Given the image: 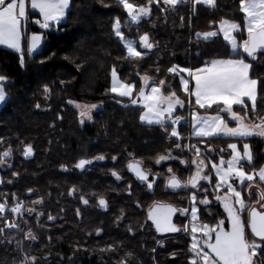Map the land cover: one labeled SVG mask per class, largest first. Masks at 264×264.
Listing matches in <instances>:
<instances>
[{
  "label": "trees",
  "instance_id": "obj_1",
  "mask_svg": "<svg viewBox=\"0 0 264 264\" xmlns=\"http://www.w3.org/2000/svg\"><path fill=\"white\" fill-rule=\"evenodd\" d=\"M129 2L146 6L148 0ZM117 18L125 38L146 53L143 59H126L127 50L113 31ZM241 18L239 0H215L214 6L197 4L195 10L187 0L174 10L161 0L159 5H151L150 16L134 26L126 24L128 14L119 0H71L64 23L47 30L30 25L31 32L43 34V46L31 56L24 52L25 68L19 64L20 54L0 47V75L7 77L10 94V101L0 110V156L11 150V156L5 158L9 167L0 172V203L9 209L0 215V228L4 229L0 264H22L25 256L36 257L35 264H190V239L183 234L159 236L147 218L155 200H172L181 206L188 198L184 189L167 190L160 175L172 168L176 176L186 179L189 141L204 143L205 148L216 146L223 158L230 157L228 144L236 143L241 150L249 144L253 160L242 165L249 173L258 172L264 167V140L190 138L187 124L178 127L177 138L170 136L171 124H142L141 109L111 92V71L115 67L123 80L137 87L144 75L157 82L165 80L171 85L167 89L183 99L180 80L168 69L178 65L195 70L213 59H240L230 56V46L221 35L204 41L196 33L216 31L220 21ZM145 34L154 45L150 50L139 45ZM246 38L244 33L240 42ZM243 58L259 84L256 111L247 103L248 122L257 123L258 117H264V53L254 60L246 54ZM75 103L100 108L82 124ZM233 109L240 115L245 112L242 107ZM201 111L219 112L216 106ZM219 114L230 127L236 126L227 114ZM29 146L32 156L28 158L24 153ZM172 154L175 159L156 163L160 156ZM100 156L104 159H97ZM210 156L216 162L220 158L216 153ZM81 159L91 163L77 168ZM131 161L140 162L159 177L152 189L128 170ZM244 198L247 200L245 192ZM100 199L106 201V207L100 206ZM39 200L42 206H33ZM18 203L23 207L19 216L11 212ZM29 209L35 212L31 214ZM219 209L211 207L212 211ZM200 216L213 222L207 221L203 209ZM6 221L19 227L7 228ZM29 232L35 239L28 238ZM257 257L264 264V252Z\"/></svg>",
  "mask_w": 264,
  "mask_h": 264
},
{
  "label": "snow or ice",
  "instance_id": "obj_2",
  "mask_svg": "<svg viewBox=\"0 0 264 264\" xmlns=\"http://www.w3.org/2000/svg\"><path fill=\"white\" fill-rule=\"evenodd\" d=\"M185 2L186 0H162L163 5H167L173 10L178 4ZM195 2L209 6L215 5V0H195ZM119 3L127 11L129 19L138 24L142 17L151 15V5L153 3L159 5L161 0H148L146 6L133 5L129 0H119ZM30 8L38 12L40 17V19L33 20V23L38 24L41 29H49L53 24L59 25L66 20L71 8V0H31ZM239 9L243 13L244 30L247 34V38L243 39L242 42H238L235 35L241 32V24L227 19L220 21L218 30L196 33V37L198 40L208 41L222 34L224 41L230 46V56H241L240 59H213L210 62H205L203 67L195 70L180 68L178 65H173L168 69L169 73L180 76V84L183 92L188 97L189 105H191L194 97L197 109H211L216 106L219 110L217 115H200L198 111L190 112L192 134L196 137H234L241 139L253 136L264 137V117L257 118L259 123L255 121L248 122V105L245 98L252 102L251 108L255 112L257 81L249 78L250 65L243 58V54H247L248 58L254 60L257 54L264 50V0H239ZM161 10L166 11L167 9L162 8ZM30 18L31 15L27 10L26 0H0V45L20 53L19 64L21 68L26 67L21 41ZM113 31L127 50L126 59L144 58L146 53L137 50L136 42L125 38L119 18L113 24ZM41 40L42 36L39 34L33 33L29 37L27 48L29 56L40 48ZM139 45L146 50L154 47L149 42L147 34L139 38ZM183 73H187V78L182 75ZM111 78V92L120 97H128L132 104H142L144 112L140 116L141 121H146L148 124H158L161 127L165 126L166 121H170L173 126L170 136L179 138L180 134L175 125L180 124L183 118L174 116V113L177 107H184L185 101L174 90H169L165 94V88L170 89L171 85L166 84L165 80L157 82L152 77L144 75L140 77L143 86L135 94L136 98H133L136 86L121 81L115 67L111 71ZM6 82L7 77L0 75V105H5L10 101V94L6 90ZM44 92H49L47 86H45ZM69 103L73 102L69 101ZM234 105L244 108V114L240 115L234 111ZM76 107L80 110L81 122L83 123L85 117L91 119V110L95 109L97 105L77 104ZM219 113L227 114L236 126L230 127L229 122H226ZM165 130L167 131V129ZM176 146L180 147L179 144ZM188 147L194 150L198 156L201 155L200 149L195 145H189ZM227 147L231 150L230 159L225 161L221 157L219 164H211V169L215 172L217 180L215 188L218 190L226 187L227 189L223 197L217 195L216 199L223 202L229 227L225 228L224 219L219 220L214 226L193 223L190 232L192 236L190 264H260L259 260L256 259L257 252L258 250L264 252V203H261V201H264V191L260 192L259 199L256 201L259 208L246 202L242 196V190L246 182H248V187L251 189V182L257 176L260 181H264V167L253 173H249L244 169L242 162L246 161L250 164L253 160L249 144L243 145L242 153L238 150L236 143H230ZM221 152H223V149H221ZM30 153L31 147L29 146L24 154L27 156ZM10 156L11 150L9 149L0 156V164L4 163L5 157ZM169 158H171L170 155L160 156L156 163L159 164L162 160ZM97 159L103 160L104 157L100 156ZM90 163L89 160L81 159L76 167L82 169ZM192 163L196 165V171L189 177L187 183H181L175 175H172L168 181L170 188L190 187L198 190L200 181L210 180V177L204 174V160L197 161L194 159ZM128 167L140 181H148L149 174L138 163H130ZM171 171L172 169H169V172ZM112 174L120 179L116 172ZM237 184L240 190H238ZM147 186L149 189L153 187L152 183H148ZM195 201L196 194L193 193L190 209L193 221L198 219V209ZM84 203L87 204V201L85 200ZM199 203L207 205L209 201L205 198L200 200ZM99 204L102 207L107 206L106 201L103 199H100ZM6 210V204L0 203V214ZM31 211H34V209H29V212ZM177 211L181 215H186L189 210L177 209L162 202H154L148 212V219L155 225L157 232H178L181 229L172 222V217ZM11 212L18 216L22 215V205L18 203L11 208ZM245 212H247L246 220L242 218ZM49 219L53 218L49 216ZM5 227L18 228L19 225L14 221H6ZM246 228L250 229L253 239H249ZM184 230L188 231V227L185 226ZM3 231L4 229L0 228V233ZM198 232L200 233L199 236H197ZM27 235L28 238L35 239L31 232ZM255 238H259V242ZM36 259V257L25 256L22 264H35Z\"/></svg>",
  "mask_w": 264,
  "mask_h": 264
},
{
  "label": "rangeland",
  "instance_id": "obj_3",
  "mask_svg": "<svg viewBox=\"0 0 264 264\" xmlns=\"http://www.w3.org/2000/svg\"><path fill=\"white\" fill-rule=\"evenodd\" d=\"M187 1H189L190 2V4H191V6L193 7V9L195 10V7L197 6V3L195 2V0H187ZM167 6V5H166ZM26 7H27V10L28 11H30L29 10V3L27 2V0H26ZM168 8H170L169 6H167ZM127 12V11H126ZM128 14V13H127ZM147 17V16H146ZM144 17H142L141 18V20L143 19ZM140 20V21H141ZM227 20H229V19H227ZM139 21V22H140ZM229 21H234V22H238V23H240L241 24V32L240 33H236L235 35H236V37H237V41L238 42H240V38L243 36V34L244 33H246V30H244V20H243V13H242V18L241 19H239V20H229ZM126 24H132V25H134V26H136V25H138L137 23H134V22H132L130 19H129V17H128V19H127V21H126ZM30 25H33V26H37V25H35V23L34 24H32L30 21H28V23H27V27H26V31H25V33H24V36H23V38H22V41H21V45H22V48H23V50H24V52H27V48H28V43H29V37L33 34V33H35V34H39V35H41L42 36V40H41V45H40V48L39 49H37V51L35 52V53H33L32 55H34V54H37V53H39L40 51H41V49H42V46H43V34L42 33H40V32H31L29 29V27H30ZM121 29H122V27H121ZM218 29H219V26H218ZM43 30H47V29H43ZM30 31V32H29ZM221 35V38H222V40L224 41V39H223V35L222 34H220ZM247 35V34H246ZM129 40V39H128ZM133 41V40H132ZM224 42H226V41H224ZM227 43V42H226ZM0 47H2V48H5V49H8L6 46H4V45H0ZM137 47V46H136ZM8 50H11V51H14V50H12V49H8ZM137 50L139 51V49L137 48ZM15 52V51H14ZM17 53V52H16ZM18 54H20V53H18ZM180 68H184V67H180ZM117 71V70H116ZM117 74H118V77H119V79L121 80V81H123V82H126V83H129V82H127V81H125V80H123L121 77H120V75H119V73H118V71H117ZM185 78H187V73H183L182 74ZM178 78H179V80H180V76H178ZM112 79V78H111ZM130 84H133V83H130ZM135 85V84H134ZM136 86V85H135ZM143 86V82L141 81V86L140 87H142ZM140 87H137L136 86V88H135V90H134V96H133V98H136L135 97V94L139 91V88ZM111 90V89H110ZM165 94H167V92L169 91V89H167V88H165ZM181 92H182V98L184 99V98H186V99H184V101H185V105H184V107L183 108H179V107H177V110L175 111V113H174V116H180V117H182L183 119H182V121H181V123L180 124H178V125H175V127H176V129H177V131H178V127L180 126V125H182V124H187L188 125V130H189V132H190V134H189V136H190V138L191 137H194V135L192 134V131H193V129H192V125H191V117H190V112L191 111H195V107H194V105L191 103V105H189V103H188V97L186 96V94L183 92V90H182V86H181ZM113 93V92H112ZM114 94V96H116V97H118V98H120V99H128V100H130L128 97H120V96H118L116 93H113ZM180 97V96H179ZM181 98V97H180ZM182 99V100H183ZM130 103H131V100H130ZM77 104H80V103H75V104H73L74 105V107L79 111V115H80V110L76 107V105ZM132 104V103H131ZM6 105V104H5ZM5 105H0V110L5 106ZM80 105H86V104H80ZM133 106H135V107H138V108H140L141 110H140V116H141V114L144 112V109H143V106H142V104H132ZM100 108V106L99 105H97V107L95 108V109H92L91 110V115L97 110V109H99ZM186 108V110H187V112L186 113H184V112H182V110H184ZM200 114V113H199ZM200 115H204V114H200ZM205 115H217V114H212V113H208V114H205ZM140 116H139V120H140V122L142 123V124H145V125H150V126H153V125H158V124H148L146 121H141V119H140ZM82 118H81V116H80V120H81ZM88 120H90V119H88V118H84L83 119V123L82 124H84L85 122H87ZM225 120V119H224ZM226 121V120H225ZM257 123H259V122H257ZM165 124H171L170 123V121H166L165 122ZM256 137H258V136H256ZM190 138H189V140H190ZM205 138H208V137H205ZM259 138H262L263 140H264V137H259ZM189 145H195L196 147H198L199 149H200V152H201V155H197L196 153H195V151L194 150H191V149H189ZM187 149H188V152H189V158H188V160H186L185 162H184V164L187 166V168L189 169V172H188V175H187V177H186V179H183V178H181L180 176H176L175 175V173L173 172V170L171 171V172H169V169H172V168H168V172H167V175L165 174V176H162V175H160L161 176V179L164 181V183H165V188L168 190V188H167V184H168V181H169V177H171L172 175H175L182 183H187V181L189 180V177L191 176V175H193L194 173H195V171H196V165L195 164H193L192 163V161L195 159V160H197V161H199V160H204L205 161V168H204V174H206V175H208L209 177H210V180H202V181H200V187H199V189L197 190V189H192V188H185L184 190L186 191V192H188V198H187V200H186V203H184V204H182L181 206H179V205H176V204H174L173 202H172V200H155L154 202H162V203H169V204H173V205H175L177 208H179V209H188L189 211H188V213L186 214V215H181V213L179 212V214L176 216V218H175V223L181 228V230H182V232H181V234H183V235H185V236H187L189 239H190V241L192 242V236H191V234H190V232H191V226H192V224L193 223H196V224H198V225H203V224H208V225H212V226H214V225H216L217 223H218V221L219 220H221V219H224L225 220V228L227 229L228 228V221H227V219H226V217H227V213L224 211V207H223V202H222V200H217L216 199V196L217 195H219V196H221V197H223L225 194H226V191H227V189H226V187L225 188H220V189H216L215 188V184L217 183V180H216V177H215V172L211 169V164L212 163H216V164H219V162H220V159H221V154L219 153V151L217 152V150H216V146H207L208 148H205V144L204 143H198V144H193L192 142L190 143V141H189V143H188V145H187ZM217 148H219V147H217ZM243 150V149H242ZM216 153V155L217 156H219L220 158L218 159V162H216V161H214V159L210 156V155H214ZM170 157L171 158H169V159H166V160H162L158 165H163V164H166L167 162H169V161H171V160H173V159H175L174 157H173V154H172V156L170 155ZM5 158H8V157H5ZM5 158H4V163L3 164H0V172L1 171H3V170H6L9 166H8V164L5 162ZM230 158V157H229ZM229 158H223L225 161H227V159H229ZM0 183H1V177H0ZM252 183V187H251V189H249V187H248V183H245V185H244V190L242 191V196H243V198H244V192H245V195H246V197H247V200H246V202H248V203H250V204H254L257 208H259V204H257L256 203V201L259 199V196H260V192L261 191H264V183H262L260 180L259 181H255V182H251ZM204 185H206L205 187H204ZM237 187H238V190H240V188H239V186H238V184H237ZM205 190H206V192H205ZM193 193H195L196 194V201H195V203H196V206H197V209H198V212H197V217H198V219L196 220V221H193L192 220V216H191V196L193 195ZM205 198H207V200L209 201V203L207 204V205H204V204H200L199 203V201L200 200H203V199H205ZM245 199V198H244ZM153 202V203H154ZM153 203H152V205H153ZM261 203H264V201H261ZM42 204H43V202L41 201V200H39V201H37L33 206H35V207H38V208H40L41 206H42ZM151 205V206H152ZM213 206H215V207H218V208H220L218 211H212L211 210V207H213ZM203 209V211H204V213L206 214V216H207V218H208V220L207 221H209V220H212L213 222H211V223H207L204 219H201V216H200V214H201V210ZM149 210V209H148ZM7 211H9V209L7 208V210L4 212V213H6ZM26 212H28V211H26ZM35 212V210L34 211H31V212H29V213H34ZM4 213H2V214H0V215H3ZM22 214H23V207H22ZM17 215V214H16ZM218 217V218H217ZM242 218L244 219V220H246L247 219V212H245V213H243V216H242ZM185 226H187L188 227V231H185L184 230V227ZM246 231H247V233H248V235H249V239L251 240V239H253V237L251 236V233H250V231H249V229H247L246 228ZM200 235V233L198 232L197 233V236H199ZM257 240V239H256ZM191 242H190V247H191ZM257 242H259V240H257ZM161 245H163L162 243H160ZM260 251L258 250V252H257V255H258V253H259ZM191 256H192V253H191ZM192 258V257H191ZM256 259H258V257H256ZM190 261H191V259H190Z\"/></svg>",
  "mask_w": 264,
  "mask_h": 264
},
{
  "label": "water",
  "instance_id": "obj_4",
  "mask_svg": "<svg viewBox=\"0 0 264 264\" xmlns=\"http://www.w3.org/2000/svg\"><path fill=\"white\" fill-rule=\"evenodd\" d=\"M262 53H264V50H262L261 52H259L258 54H262ZM247 55V54H246ZM32 156V151H31V153L29 154V156H27L28 158L29 157H31ZM130 163H133V164H139V166L145 171V172H147L148 174H149V178H148V181H145V182H142V181H140L137 177H136V175H135V173L133 172V171H131L130 169H129V167H128V170L134 175V177L140 182V183H145V184H148V183H156L157 182V180H158V176L157 175H154L152 172H150V171H147V170H145V168H144V166L140 163V162H138V161H131ZM129 163V164H130ZM128 164V165H129ZM182 183V182H181ZM167 188L169 189V190H172V191H178V190H182V189H185V188H180V189H172V188H170L169 186H168V184H167ZM152 189V188H151ZM165 204H169V203H165ZM170 205H172L173 207H175V208H177L175 205H173V204H170ZM153 206V205H152ZM152 206L149 208V210L152 208ZM177 209H179V208H177ZM149 210L147 211V218H148V212H149ZM179 214V211H177L174 215H173V217H172V222L178 227V228H180L176 223H175V218H176V216ZM149 220V219H148ZM151 223H152V221L151 220H149ZM153 224V223H152ZM153 227H154V229H155V231H156V228H155V225L153 224ZM228 227H229V225H228ZM181 229V228H180ZM249 231H250V229H249ZM181 232H182V230H180V231H178V232H165V233H160V232H157L156 231V233L159 235V236H171V235H178V234H181ZM251 233V232H250ZM255 239H257V240H259V238H255Z\"/></svg>",
  "mask_w": 264,
  "mask_h": 264
},
{
  "label": "crops",
  "instance_id": "obj_5",
  "mask_svg": "<svg viewBox=\"0 0 264 264\" xmlns=\"http://www.w3.org/2000/svg\"><path fill=\"white\" fill-rule=\"evenodd\" d=\"M27 2L29 3V12H30V15H31V18L29 19V21L32 23V24H34L33 23V20H35V19H40V17H39V13L38 12H35L34 10H31V8H30V2H31V0H27ZM199 4H201V5H204V6H209V5H207V4H204V3H199ZM65 22V20L64 21H62L61 22V24L62 23H64ZM35 25H37V27H39V25L38 24H35ZM52 26H57L56 24H53ZM40 28V27H39ZM41 29V28H40ZM246 63H248L247 61H245ZM249 64V63H248ZM250 65V64H249ZM251 65H250V68H249V78L250 79H253L252 78V76H251ZM255 80V79H254ZM257 81V80H256ZM193 83H194V81H193ZM258 89H259V84H258V81H257V97H258ZM245 101H246V104L248 103V104H250V106H252V102L251 101H249L247 98H245ZM256 101H257V98H256ZM192 104L194 105V107H195V111H198L200 114H208V113H204V112H202L201 110H204V109H197V106L195 105V101H194V97L192 98ZM214 107V106H213ZM234 107H241V106H236V105H234L233 106V108ZM224 118V117H223ZM225 119V118H224ZM231 120V119H230ZM227 122V121H226ZM234 122V121H233ZM230 126V125H229ZM193 132V131H192ZM253 137H256V136H253ZM225 138H234V137H225ZM237 146H238V150L242 153L243 152V150H241L240 148H239V145L237 144ZM252 152V151H251ZM230 159V158H229ZM228 160V159H227ZM246 162V161H245ZM242 163H244V162H242ZM227 165L225 164V167H226ZM255 181H259V178H258V176L254 179V181L253 182H255ZM262 183H264V181H261ZM246 183H248V182H246Z\"/></svg>",
  "mask_w": 264,
  "mask_h": 264
},
{
  "label": "bare ground",
  "instance_id": "obj_6",
  "mask_svg": "<svg viewBox=\"0 0 264 264\" xmlns=\"http://www.w3.org/2000/svg\"><path fill=\"white\" fill-rule=\"evenodd\" d=\"M151 43V42H150Z\"/></svg>",
  "mask_w": 264,
  "mask_h": 264
}]
</instances>
